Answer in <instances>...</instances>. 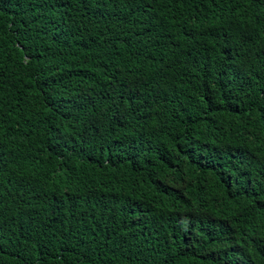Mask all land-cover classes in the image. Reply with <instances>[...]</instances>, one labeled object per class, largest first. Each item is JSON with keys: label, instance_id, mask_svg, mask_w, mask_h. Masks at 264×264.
<instances>
[{"label": "trees", "instance_id": "16d2710c", "mask_svg": "<svg viewBox=\"0 0 264 264\" xmlns=\"http://www.w3.org/2000/svg\"><path fill=\"white\" fill-rule=\"evenodd\" d=\"M0 264H264V0H0Z\"/></svg>", "mask_w": 264, "mask_h": 264}]
</instances>
